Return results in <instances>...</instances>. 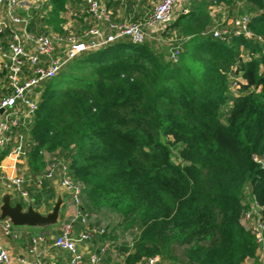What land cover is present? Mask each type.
<instances>
[{
	"label": "trees",
	"instance_id": "1",
	"mask_svg": "<svg viewBox=\"0 0 264 264\" xmlns=\"http://www.w3.org/2000/svg\"><path fill=\"white\" fill-rule=\"evenodd\" d=\"M217 1L248 15L253 37H213L211 1L195 0L156 32L163 39L169 31V44L119 38L64 63L35 88L32 121L19 129L33 180L45 166L42 151L57 152L82 184L89 222L117 217L96 238L127 232L120 264L152 256L169 264L178 261L174 247H183V264H259L241 217L255 200L264 222V0ZM83 2L45 0L29 11L28 31L82 35L85 11L78 29L63 24L68 5ZM9 150L0 149V161ZM49 182L35 194L27 188L34 208L41 196L51 207Z\"/></svg>",
	"mask_w": 264,
	"mask_h": 264
},
{
	"label": "built area",
	"instance_id": "2",
	"mask_svg": "<svg viewBox=\"0 0 264 264\" xmlns=\"http://www.w3.org/2000/svg\"><path fill=\"white\" fill-rule=\"evenodd\" d=\"M103 1L84 0L83 11L90 18L88 22L90 26L82 35H77L73 32L58 34L52 31L41 34L31 33L27 29L31 18L29 11L40 6H36L31 0H0V39L6 38L4 43L0 42V149L8 147L10 150L7 155L26 160V138L19 129L32 121L37 108L38 92L35 88L40 82L52 78L64 63L85 50L96 49L119 38L142 43L147 38V30L160 31L171 21L175 9L177 12L186 13L188 10L186 6L195 0H156L151 11L140 22L114 19L113 12ZM210 1L209 7L220 4L217 0ZM248 22L249 16L243 14L232 20V31L219 28L211 29L209 32L213 37L221 40H226L231 35L253 37ZM103 28L108 32L104 33ZM83 36H89V40L84 42ZM177 54V48L170 51L173 61L177 60ZM42 155L45 166L37 179L33 180L24 170L9 177L1 175L0 178L4 180L6 188L26 199L28 182L31 181L39 187L43 179H57L59 186L68 193L70 201L80 206L83 199L82 184L72 176L68 162L57 152L42 151ZM259 209L257 202L252 200L242 213L241 223L254 237L258 247L259 264H264V222L260 217ZM76 212L85 224V228L75 237L73 235L75 216L61 221L54 245L69 252L70 264H86L77 243L96 238L97 234L104 232L105 226H89V219L81 213L80 208ZM11 228L12 222L8 219L4 220L3 234L11 235ZM42 240L39 235L33 238L30 251H35L36 244ZM99 250L104 252L105 247ZM16 261L19 264H50L41 261L39 257L27 260L19 256ZM99 261L100 256L97 254L89 257V264H97ZM0 264H12L2 244H0ZM141 264L167 263L162 262L157 256H152ZM169 264L183 263L172 261Z\"/></svg>",
	"mask_w": 264,
	"mask_h": 264
},
{
	"label": "crops",
	"instance_id": "3",
	"mask_svg": "<svg viewBox=\"0 0 264 264\" xmlns=\"http://www.w3.org/2000/svg\"><path fill=\"white\" fill-rule=\"evenodd\" d=\"M32 1V0H31ZM36 2H39V6H42L45 3V0H33ZM129 4L138 3L140 0H128ZM109 3V2H108ZM154 3H152L150 10L148 12L144 13V16L148 14L153 6ZM37 6V5H36ZM131 6V5H130ZM128 5L126 3V0H122L119 5L114 6L113 3H111L109 9L114 13V19L119 20V10L127 8ZM132 8H130L129 11H131ZM83 11V8L80 10ZM144 16L141 18V20H135L136 22H140L143 20ZM67 22V21H66ZM63 24V27L67 28V23ZM66 25V26H65ZM104 33H107L108 30L103 28ZM26 162L24 158L21 157H15L14 155H6L1 161H0V176L4 175L5 177L12 176L13 174L20 172L21 170L27 172L26 170ZM49 187L51 188V192L53 194V198L48 199V203H52L51 207L46 209V202L44 201L43 197L41 196L40 199L42 200L41 203L34 208L33 198H31V195L29 194L26 199L21 198L15 192L12 190H9L5 186V182L3 179L0 178V244L3 245V247L6 249L11 263L12 264H19L16 261L17 257H24L27 260H33L36 257H39L41 261L45 263L50 264H70V254L69 252L56 247L54 245V239L56 235L59 232V223L65 219H68L69 217L75 216V222L73 224V235L75 237L78 236V233L81 232L85 228V224L81 221L80 217L77 215V209L80 208V206L74 205L70 201V197L68 193H66L58 184L57 179H52L48 183ZM26 187L31 189L32 194L39 192V187H37L33 182H28ZM8 195L11 205L19 202L22 204L23 210H26L29 206H31L34 210H36L39 214L42 216H47L48 214H51L55 208H57V213L55 217V222L44 225V226H28V225H20L15 226L12 223V233L11 235H4L2 232V223L4 220L8 219V217H1V205L3 203L4 197ZM46 203V204H45ZM82 203V202H81ZM106 218H109L111 220L110 224H115L117 222L116 216L111 217H105L104 215H94L92 219H90V222L88 221L89 226L91 224L94 226H108V221H106ZM11 221V220H10ZM94 221L97 222V224H94ZM93 222V223H92ZM109 231V230H108ZM112 234V238L109 237H100L94 238L90 241L86 242H80L77 243L78 249L81 251L84 262L86 264H89V257L92 254H97L100 256V261L97 264H120L121 263V256L118 250V245L121 241L129 242V238L122 231V229H118L115 233ZM115 234V235H114ZM41 236L43 238L42 241H38L36 244L35 251H30V249L33 246L32 239ZM105 247L107 248V254L105 258L103 259V253L99 249Z\"/></svg>",
	"mask_w": 264,
	"mask_h": 264
},
{
	"label": "rangeland",
	"instance_id": "4",
	"mask_svg": "<svg viewBox=\"0 0 264 264\" xmlns=\"http://www.w3.org/2000/svg\"><path fill=\"white\" fill-rule=\"evenodd\" d=\"M32 2L35 5L39 4V2H36L33 0ZM155 2L156 0H140V2H138L137 4L134 3V5L133 4H130L131 6L129 5V8H132L131 11H129L130 10L129 8L120 9L119 14H118L119 20H123V19L141 20V18L144 16V13L148 12V10H150L151 8L152 3H155ZM82 6L83 5L81 4L78 6L68 5L67 10L64 13V20L67 21L66 23L68 25L67 28H71V30L72 29L74 30V29H78V27L82 25V20H80V15H78L79 13H81L80 10L82 9ZM226 9L227 8L223 3L217 4V5H211L210 14L212 17V23L209 29L226 28L228 31L233 30L232 20L238 17L237 14L239 13L240 8L235 7L228 12ZM177 13H178L177 9H175L173 12V17L176 16ZM168 32L164 34L165 37H163L162 39V37L157 38L156 32L154 31L150 32L149 30L146 31V33H148L147 35L148 39L153 40L155 43H158V42L161 43L165 39L164 42L169 44L171 40V36L170 34H168ZM163 45H165V43H163ZM235 89H238V86L234 85L231 88L232 91H234ZM106 221H108L107 229L110 230L111 226L109 222L111 220H109V218H106ZM174 248H175L174 253L177 257V260L179 262H184L185 258L183 256V247H174ZM246 264H255V262L252 260H247Z\"/></svg>",
	"mask_w": 264,
	"mask_h": 264
},
{
	"label": "water",
	"instance_id": "5",
	"mask_svg": "<svg viewBox=\"0 0 264 264\" xmlns=\"http://www.w3.org/2000/svg\"><path fill=\"white\" fill-rule=\"evenodd\" d=\"M57 208L51 214L42 216L31 206L23 210L22 204L17 202L11 205L9 196L6 195L1 205V217H8L15 226H44L55 222Z\"/></svg>",
	"mask_w": 264,
	"mask_h": 264
}]
</instances>
